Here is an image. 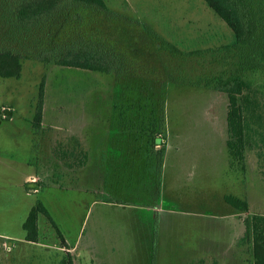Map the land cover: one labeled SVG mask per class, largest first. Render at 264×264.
<instances>
[{"label":"rangeland","instance_id":"374dc122","mask_svg":"<svg viewBox=\"0 0 264 264\" xmlns=\"http://www.w3.org/2000/svg\"><path fill=\"white\" fill-rule=\"evenodd\" d=\"M106 2L150 24L185 51L236 41L204 0ZM0 29V49H17L26 56L20 78L0 77V264H65L69 255L73 264H252L244 219L264 215V160L262 165L257 158L264 146L252 133L246 172L240 164L232 165L226 146V94L170 86L163 201L151 209L150 197L135 190L137 172L125 175L109 168L100 179L102 169L96 177L94 159L85 171L74 172L61 155L81 146L94 152L101 137L100 151H118L111 143L121 138L110 127V76L47 65L34 58L33 50H24L23 42L7 36L2 20ZM178 62L182 71L205 68L220 74L226 68L218 62ZM41 86L44 116L37 130L32 121ZM253 89L258 109L264 111L262 75L254 77ZM123 183L131 191H121ZM229 194L246 196L249 211L236 213L225 201ZM38 200L57 223L65 246L45 216L38 221L39 241L26 240L22 225Z\"/></svg>","mask_w":264,"mask_h":264},{"label":"trees","instance_id":"16d2710c","mask_svg":"<svg viewBox=\"0 0 264 264\" xmlns=\"http://www.w3.org/2000/svg\"><path fill=\"white\" fill-rule=\"evenodd\" d=\"M204 1L231 28L235 43L185 51L150 24L117 11L106 0H0V20L9 30L6 35L23 42L24 50H33L35 59L47 65L110 76L107 94L111 100L110 127L122 142L112 139L111 143L118 149L114 152L111 147L100 151L102 137L94 144V152L82 146L80 150H62L70 170L85 171L94 159L96 177H99L98 168L102 169L100 179L106 173L104 169L109 168L121 170L125 175L137 172L139 182L135 190L150 197L154 205L151 209L159 208L163 201L169 89L172 85H187L226 94V146L232 165L240 164V169L246 172V151L252 133L261 137L264 146V111H259L258 92L253 89L254 77H264V0ZM96 26L100 27L98 31ZM25 57L17 49H0V77L20 78ZM184 59L204 61L210 66L213 62L224 63L226 68L220 74L206 73L205 68L182 71L178 61ZM43 116L44 87L41 86L32 121L35 129L42 128ZM105 154L112 155V159L111 156L107 159ZM76 156L75 163L71 160ZM120 157H124L121 162ZM257 158L262 164L264 150L257 152ZM119 163L123 166H118ZM123 184L121 191H131L130 184ZM225 201L236 213H247L250 209L246 196L229 194ZM40 216L46 217L65 246V237L41 200L30 209L22 225L26 240L39 241ZM244 224L252 264H264V215L247 216ZM69 256L65 264H73Z\"/></svg>","mask_w":264,"mask_h":264},{"label":"crops","instance_id":"0c3cea01","mask_svg":"<svg viewBox=\"0 0 264 264\" xmlns=\"http://www.w3.org/2000/svg\"><path fill=\"white\" fill-rule=\"evenodd\" d=\"M32 179V178H31Z\"/></svg>","mask_w":264,"mask_h":264}]
</instances>
